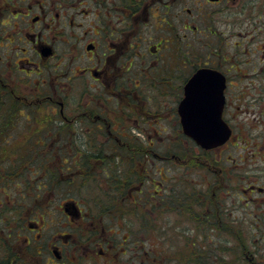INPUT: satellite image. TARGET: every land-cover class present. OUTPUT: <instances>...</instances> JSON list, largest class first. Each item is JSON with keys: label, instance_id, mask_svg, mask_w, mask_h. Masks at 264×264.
<instances>
[{"label": "flooded vegetation", "instance_id": "flooded-vegetation-1", "mask_svg": "<svg viewBox=\"0 0 264 264\" xmlns=\"http://www.w3.org/2000/svg\"><path fill=\"white\" fill-rule=\"evenodd\" d=\"M249 4L252 1L0 0V110L13 105L17 109V117H5L8 131L0 138L53 142L55 149L48 155L69 154L67 168L77 173L72 177L76 188L89 184L79 181L81 174L96 180L90 183V198L63 199L56 219H47L49 213L42 219L39 214L28 218L25 228L32 235L24 236L26 245L6 248L2 256L8 261L3 264H264V211L258 257L251 247L252 233L240 224V203L232 199L239 188L241 195L251 197L245 202L259 199L264 205V141L263 165H250L239 178L242 185L221 165L223 152L239 138L228 108L234 77L230 63L241 45L234 37L235 13ZM260 43L264 77V40ZM201 68L224 76L223 119L232 129L230 138L213 148L184 133L178 112L187 83ZM170 92L181 94L176 116L184 151L177 205L183 217L182 244L173 254L168 221L158 242L152 224L158 217L152 198L160 196L164 203L173 199L162 172L168 174V167L158 170V162L168 164L172 141ZM254 92L260 96L249 90L250 106L261 101L259 121L264 125V86ZM249 135L255 136L253 131ZM61 143H68L67 152L56 149L65 146ZM194 168L197 178L191 176ZM115 169L121 178L117 184L104 176ZM51 185L37 182L33 199ZM159 185L164 191H156ZM8 216L4 221L10 232ZM45 223L57 225L53 237L45 234ZM238 247L242 262L234 256Z\"/></svg>", "mask_w": 264, "mask_h": 264}, {"label": "rangeland", "instance_id": "rangeland-1", "mask_svg": "<svg viewBox=\"0 0 264 264\" xmlns=\"http://www.w3.org/2000/svg\"><path fill=\"white\" fill-rule=\"evenodd\" d=\"M252 1V4H249L245 8L237 9L235 13V20H236V35L234 36L237 41L241 43L240 46L237 48V58L236 61L231 60L230 65H232V71L231 75H233V91L231 92V101L229 103V110H230V118L233 121V123L236 125V130L238 135V140L236 141V145H231V147L226 151L223 152L222 155V164L227 167V169L236 175V181L238 184L242 185L240 181V177L243 178L246 171L249 170L250 165L255 167H260L263 165V156H261V146L263 144V127L262 121H259L260 118H263V115L259 113L262 108L261 101L254 102L252 106H250V103L252 101H249V94L248 91L251 90L254 94H257L260 96V93H255L254 90L257 89V87L264 86V77L261 76V70H262V62L260 59L261 55L263 57V53L258 50L261 49V43L260 41L264 40V28H260L262 25V22L264 21L263 18V6H264V0H249ZM238 6V5H237ZM241 6V5H239ZM255 22L257 23L255 26ZM177 82V79H174ZM179 80V79H178ZM170 79H168V82ZM181 94L179 93H168V138L172 141H168V147L171 146V149L168 151V164H165L163 161L158 162L159 168L158 170H161L164 166L168 167V174L163 172V176H168V195H173L172 200H168L167 203H164L163 200H161L160 196H155L152 198L156 203V210L155 215L158 214V217L156 216V220L152 222V224H155V230L158 232L156 238L154 240L158 242L161 236H158L159 231H162L163 225L168 221V238H170V235L173 237V243L172 247L169 246V252L174 253L175 250H179L182 244L181 236H180V225H181V219L182 213L180 212L181 209L177 207V205L180 204V198H181V183H182V177H181V156H183L184 151L182 150V140H183V134L181 130V125L178 122L177 119V105L178 100L180 98ZM251 109V111H249ZM256 110L257 113H254ZM157 111V110H156ZM160 122V120H158ZM251 124V125H250ZM253 127V130L250 129V126ZM253 131L254 135L251 137L249 135V132ZM165 133V132H164ZM251 142L250 144L248 141ZM169 142L171 145H169ZM19 145L23 142H15ZM62 145H65L69 148L68 143H61ZM252 146V155L247 148V146ZM49 146H53V142H49ZM264 145V144H263ZM59 147V146H56ZM52 148V147H50ZM55 149V147H53ZM159 151V149H157ZM251 155V157H250ZM262 157V158H261ZM195 159V158H193ZM192 159V160H193ZM227 159V160H226ZM58 160L60 162V157L51 158V162L47 165H45L44 172L34 174L31 176L30 179L27 181H23V187L19 188L17 184L11 185L12 188H9L8 192L12 194V192H29L34 193L35 188L33 186L37 182H42L43 180L49 183L57 184L56 188L63 184V182H60L61 180H66L64 183H70L67 182L69 180V176L72 173H69L68 171L65 172L64 168L66 166H62L61 169H58L55 165V162ZM194 161V160H193ZM197 166V165H193ZM161 168V169H160ZM23 169H21L22 171ZM193 173H191L192 178H197L199 175L198 173H195V168L192 170ZM30 172L28 171L26 174H23L25 177H28V174ZM51 178L52 180H47L44 178ZM76 176V175H75ZM74 176V177H75ZM94 175H91L87 180L84 182H89L87 185H83L81 189H77L80 191V194H83L86 198H90L91 194L90 192L93 191V186L90 185V183L96 182L94 179ZM98 179L104 182L101 176L97 175ZM159 178V176L157 175ZM56 178V179H55ZM102 178V179H101ZM201 177L199 178V180ZM90 180V181H89ZM152 180V179H151ZM191 181V180H190ZM17 183V182H16ZM237 184V185H238ZM46 188V190L42 191L40 193L39 199H34L35 204L37 205L36 214L39 215H46L43 211L49 213V217L47 219L54 218L56 219L59 217L58 210L60 209L61 201L63 199H70L74 197H78L77 190L70 184L69 187L66 185L62 189H57L54 191L52 187ZM238 185V186H240ZM25 188V189H24ZM73 188L74 193H68V191ZM164 191V186H157L156 191ZM12 191V192H11ZM174 191H180L179 193H174ZM7 192V191H6ZM2 193V191H0ZM79 194V195H80ZM64 195V196H63ZM82 196V195H80ZM36 197L35 195L33 196ZM246 198H251L249 196H243L241 195V192H239V188L236 190L235 195L232 197L233 201L240 203L238 204L239 210H237V213L239 215H242V218L240 219V224H242V228H246L247 231H250L253 235L251 247L253 251L256 248H258L256 245H259V242H257L260 238L261 230L259 228V225L262 223V220L260 217H262V212L264 211V205L260 202L259 199H257L256 203L253 204L252 201L245 202ZM245 199V200H244ZM19 202V201H18ZM3 204V203H0ZM1 206V205H0ZM247 212V217L245 218L243 216L244 210ZM57 211V212H56ZM52 213L54 216H52ZM244 217V218H243ZM43 218V215L41 216V219ZM66 218V217H64ZM63 220V223H67L66 220L63 219V216L60 218ZM43 225V222H40ZM50 223V222H48ZM51 224V223H50ZM45 223V234L50 237L54 235V231L56 230V226L54 224L50 225ZM251 224V227H250ZM172 225V226H171ZM43 227V228H44ZM167 228V227H166ZM249 232V233H250ZM25 236L32 235L29 229H24ZM172 240V238H170ZM45 241V240H44ZM49 242V241H48ZM163 244V243H161ZM173 249V250H172ZM236 253V255H235ZM234 253L236 262H242L243 260V250L242 247L236 248V251ZM260 257V256H258ZM180 261V260H179ZM177 264V263H173ZM238 264V263H237Z\"/></svg>", "mask_w": 264, "mask_h": 264}, {"label": "trees", "instance_id": "trees-1", "mask_svg": "<svg viewBox=\"0 0 264 264\" xmlns=\"http://www.w3.org/2000/svg\"><path fill=\"white\" fill-rule=\"evenodd\" d=\"M13 103V102H12ZM15 114H17V109H15V105L12 106L10 109H2L0 110V136L7 134L8 127H6L3 123L6 118L10 117H17ZM7 130V131H6ZM15 141L10 140H4L0 138V264L6 263L8 260H6L2 255L5 254V249L12 247V246H21L26 245L25 242V233L23 232L25 228L26 220L29 219H35V214L37 210V205L34 202L33 193L28 192H22L17 193V191L8 192L9 188H12L11 185L17 184L19 188L23 187V181H27L31 178L34 174L42 173V170H44L45 165L49 164L51 162L52 157L48 155V151L54 150L52 146H49V142L47 141H28L20 143L19 145ZM133 144L131 143V146ZM52 147V148H50ZM58 150H64L68 151V147L66 146H59L56 147ZM171 149V147H168V151ZM142 150V146H141ZM142 155H144L142 153ZM60 162L58 160L55 162V165L58 166H66L64 168L65 172H69V169L67 168V163L70 162V156L67 153H62L60 156ZM40 167L37 171L36 168L38 166ZM44 165V167H43ZM42 166V167H41ZM21 169H23L21 171ZM36 170V171H35ZM30 172L28 174V177H25L23 174H26L27 172ZM158 171V175H160ZM73 175L71 174L69 177L71 178L67 182L72 183H64L66 180L59 179L60 182H63V184L59 185L57 188L54 189L56 191L57 189H62L65 185L69 187L70 184H73ZM77 175V173H76ZM45 179L46 176L43 175ZM75 176V175H74ZM90 175L89 174H81L79 175V181H85L88 179ZM105 180L108 182H113L114 184H117L119 181H121L120 175L117 172V169H115L112 172H107V174L104 175ZM44 181V180H43ZM42 181V182H43ZM78 181V180H77ZM166 181V180H165ZM17 182V183H16ZM74 188H76V184L73 185ZM25 189V188H24ZM79 190V189H78ZM77 190V191H78ZM7 191V192H6ZM38 189L35 188V192H37ZM40 191V190H39ZM181 191V189H180ZM180 191H174V193H179ZM80 192V191H79ZM68 193H74L73 188H71ZM82 195V194H80ZM78 196L81 198H85V196ZM64 196V195H63ZM77 196V195H76ZM181 196V195H180ZM173 197V195H171ZM19 201V202H18ZM20 205V207H19ZM27 206L26 213H22V209L24 206ZM36 209V210H35ZM8 214L11 216L9 217ZM21 215L25 216L22 217ZM47 215V212H46ZM6 216H8V219H10L9 222H11L12 230L9 232L10 229H7L5 227V221ZM47 218V217H46ZM260 242V239L258 240ZM259 247V245H256ZM258 252V256L260 255V250L255 249ZM255 252V251H254ZM6 256V254H5Z\"/></svg>", "mask_w": 264, "mask_h": 264}, {"label": "water", "instance_id": "water-1", "mask_svg": "<svg viewBox=\"0 0 264 264\" xmlns=\"http://www.w3.org/2000/svg\"><path fill=\"white\" fill-rule=\"evenodd\" d=\"M224 76L217 70L199 69L186 85L178 111L186 134L204 148L226 142L232 129L223 119Z\"/></svg>", "mask_w": 264, "mask_h": 264}]
</instances>
